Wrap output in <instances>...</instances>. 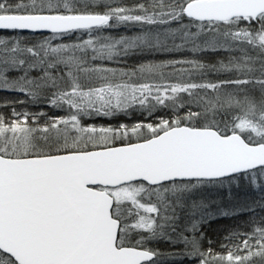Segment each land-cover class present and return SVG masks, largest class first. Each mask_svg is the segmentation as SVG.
Here are the masks:
<instances>
[{"label": "snow or ice", "instance_id": "obj_1", "mask_svg": "<svg viewBox=\"0 0 264 264\" xmlns=\"http://www.w3.org/2000/svg\"><path fill=\"white\" fill-rule=\"evenodd\" d=\"M0 264H264V0H0Z\"/></svg>", "mask_w": 264, "mask_h": 264}, {"label": "trees", "instance_id": "obj_2", "mask_svg": "<svg viewBox=\"0 0 264 264\" xmlns=\"http://www.w3.org/2000/svg\"><path fill=\"white\" fill-rule=\"evenodd\" d=\"M121 119H126V118L121 117ZM133 119H136V116H134Z\"/></svg>", "mask_w": 264, "mask_h": 264}]
</instances>
